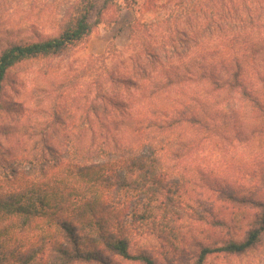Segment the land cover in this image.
<instances>
[{
  "label": "trees",
  "instance_id": "obj_1",
  "mask_svg": "<svg viewBox=\"0 0 264 264\" xmlns=\"http://www.w3.org/2000/svg\"><path fill=\"white\" fill-rule=\"evenodd\" d=\"M159 1L146 0L143 5ZM140 5L141 0H76L60 20L56 36L2 49L0 109L10 70L87 44L104 17L111 15L110 9H116L111 21L115 24L124 9L137 13ZM166 12L156 22L135 20L130 26L131 67L111 83L103 78L112 72L109 62L121 58L115 43L72 71L67 85L72 89L71 118L77 135L90 136V143L76 142L72 160L46 164L36 180L16 179L22 192L13 204L0 203V264H110L103 252L130 262L159 264L152 254H133L122 207L138 201L143 211L136 219L155 229L176 226L184 208L165 195L169 167L163 165V155L174 153L182 170L188 152L201 142L193 132L183 140L180 132L191 128L211 135L216 113L232 99L239 110L250 102L248 108L258 110L264 122V71L250 57L264 50V38H254L264 34V0H178ZM244 35L249 39L241 40ZM214 38L219 44L210 47ZM95 122L100 123L98 128ZM176 132L179 135L171 141ZM98 139L103 140L100 148L95 144ZM228 198L253 205L255 220L243 240L200 244L193 264H206L214 255H246L261 243L264 202L239 199L233 192ZM16 213L30 219L29 228L32 221H39L42 240H21L17 232H6L8 225L2 228ZM19 243L30 244L22 247L26 253L15 252Z\"/></svg>",
  "mask_w": 264,
  "mask_h": 264
},
{
  "label": "rangeland",
  "instance_id": "obj_2",
  "mask_svg": "<svg viewBox=\"0 0 264 264\" xmlns=\"http://www.w3.org/2000/svg\"><path fill=\"white\" fill-rule=\"evenodd\" d=\"M145 1L141 0L137 13L124 9L121 19L115 24L111 21L116 9H110L111 15L104 17V24L95 28L87 44L58 57L22 63L9 71L0 109V203L13 204L22 192L17 189L16 179L36 180L41 177L46 164L52 167L55 162L72 160V146L76 142L86 146L90 143V136L82 139L74 130L77 123L71 118L72 89L67 90L72 71L90 63L91 56L103 55L110 43L118 47L121 58L109 62L112 72L105 75L104 81L111 83L126 67H131L127 62L130 57L127 50L130 26L135 20H161L167 14L166 10L178 2L160 0L151 6L143 5ZM75 2L0 0V52L14 43L56 36L60 20ZM94 19L95 16L92 21ZM233 37L230 38L235 40L236 37ZM241 38L249 39L247 35ZM254 38L263 39L264 34ZM245 41H242L244 46ZM261 42L264 43V40ZM211 43L210 47L219 44L215 43V38ZM250 57L264 71V50L256 55L252 53ZM261 99L264 100V94ZM250 104L248 102L247 108L239 110L237 101H224L216 113L219 126L215 125L211 135H206L204 131L194 132L191 128L180 132L183 140L192 136V132L201 138L197 150L188 152L184 158L185 167L182 170L179 168L181 161L175 158L174 153L163 155L166 161L163 165L169 167L165 195L172 196L177 206L184 208L183 218L176 226L169 224L167 230L161 229V226L155 229L148 222L135 218L143 211V204L137 201V204L122 207L123 213L128 216L133 254H152L159 264H193L200 244H222L245 238L257 211L251 204L243 205L230 200L228 195L233 192L239 199L264 202V122L258 110L248 108ZM95 123L98 128L100 123ZM177 135L179 132L171 136V141ZM102 142L98 139L96 147L100 148ZM186 167L189 169L185 170ZM190 179L195 182H188ZM211 190L215 194H211ZM198 214L206 219L200 220ZM13 216L2 226H9L6 232H17L21 240H42L38 220L32 221L33 226L29 228L30 219L24 214ZM28 246L19 243L15 252L24 254L27 250L22 247ZM102 254L110 264H141L109 252ZM206 264H264V236L261 243L246 255H214L208 258Z\"/></svg>",
  "mask_w": 264,
  "mask_h": 264
},
{
  "label": "crops",
  "instance_id": "obj_3",
  "mask_svg": "<svg viewBox=\"0 0 264 264\" xmlns=\"http://www.w3.org/2000/svg\"><path fill=\"white\" fill-rule=\"evenodd\" d=\"M123 15V14H122Z\"/></svg>",
  "mask_w": 264,
  "mask_h": 264
}]
</instances>
